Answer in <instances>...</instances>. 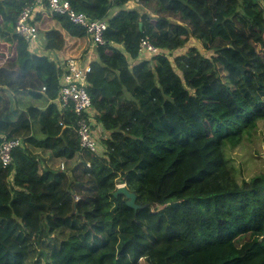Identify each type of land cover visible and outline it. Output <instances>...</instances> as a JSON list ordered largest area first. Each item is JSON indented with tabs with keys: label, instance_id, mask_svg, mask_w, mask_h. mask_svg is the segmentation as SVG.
I'll return each instance as SVG.
<instances>
[{
	"label": "trees",
	"instance_id": "trees-1",
	"mask_svg": "<svg viewBox=\"0 0 264 264\" xmlns=\"http://www.w3.org/2000/svg\"><path fill=\"white\" fill-rule=\"evenodd\" d=\"M68 1L108 24L87 88L104 152L81 150L54 103L4 118L18 93L58 89L46 59L67 46L46 31L36 57L14 31L29 0H0L15 45L0 64V137L22 139L0 165V264H264V173L238 182L226 155L264 126V0ZM144 37L169 54H141ZM119 184L146 206L114 197Z\"/></svg>",
	"mask_w": 264,
	"mask_h": 264
},
{
	"label": "built area",
	"instance_id": "built-area-1",
	"mask_svg": "<svg viewBox=\"0 0 264 264\" xmlns=\"http://www.w3.org/2000/svg\"><path fill=\"white\" fill-rule=\"evenodd\" d=\"M44 7L52 14L64 17L85 34L88 45L83 53L74 57L63 59L58 53L51 54L48 61L58 70V89L50 95L47 86H43L41 93L47 95L48 104L54 103L62 112H72L80 149L99 156L104 152L102 140L107 137L101 133L102 126L95 120L96 111L87 88L88 74L96 60V48L105 43L103 33L108 26L107 21L90 19L84 12L74 9L68 0H29L16 16L14 31L29 44L34 54L43 52L46 44L44 34H40L36 25V15ZM139 52L143 55L169 54L166 48L152 45L147 37L140 39ZM59 126L62 130L66 127L62 120ZM21 145L19 137H0V165L3 168L12 165V151Z\"/></svg>",
	"mask_w": 264,
	"mask_h": 264
},
{
	"label": "rangeland",
	"instance_id": "rangeland-1",
	"mask_svg": "<svg viewBox=\"0 0 264 264\" xmlns=\"http://www.w3.org/2000/svg\"><path fill=\"white\" fill-rule=\"evenodd\" d=\"M105 0H101L100 4L102 6V12L105 8V5L108 4V1L104 2ZM127 7H134L135 3L132 1H129L125 4ZM41 17H39L40 21L38 20L36 22L37 28L39 31H49V30H58L60 33L63 34V39L65 41V44L67 46V49L63 52H60V55L63 57V59L67 57H74L81 53H83L87 47V42L84 39V36L79 35L76 36L74 34H69L64 32L60 25L55 22L52 18V13H49L48 11L43 12L40 14ZM262 28L264 30V25H262ZM41 31V32H42ZM78 35V34H77ZM263 38H264V32H263ZM75 44L74 47L71 49V45ZM199 47L200 45L197 41L191 39L187 43L188 47ZM14 43H11L6 38L0 37V64L14 53ZM264 50V47H263ZM184 49L179 50V53L184 52ZM38 103H41V101H37ZM31 104V99H29V102ZM45 103V102H44ZM7 113V111L5 112ZM226 155L228 159L231 161L233 166L235 167V176L238 182H241L242 180H248L252 176L258 174V173H264V126L259 122L258 128L256 129L253 136L250 138V140H246L242 144L238 145L237 147H234L232 149H228L226 151ZM124 185V184H119ZM118 185V186H119ZM16 208V207H15ZM16 210V209H15ZM4 215V213H0V216ZM244 239L239 238L237 243H241Z\"/></svg>",
	"mask_w": 264,
	"mask_h": 264
},
{
	"label": "crops",
	"instance_id": "crops-1",
	"mask_svg": "<svg viewBox=\"0 0 264 264\" xmlns=\"http://www.w3.org/2000/svg\"><path fill=\"white\" fill-rule=\"evenodd\" d=\"M45 11H48L49 13H51L48 9H44V10H42L40 13H38L37 15H36V22L39 20L40 21V19H39V17H41L40 16V14H42L43 12H45ZM42 31V30H41ZM39 31L40 32V34H44V36H45V33H46V31ZM73 34L74 35H76V36H79V35H81L82 34V36H84V39L86 40V44L88 45V40H87V37L85 36V34H83L81 31H79L78 29H76L75 28V30H74V32H73ZM78 34V35H77ZM44 41H45V39H44ZM45 43H46V41H45ZM74 45L75 44H72L70 47H71V49L74 47ZM39 53V54H38ZM59 55H60V52L58 53ZM36 57H41V55H43V52L42 51H38L37 53H35L34 54ZM46 61L48 62V63H50L49 61H48V59H46ZM29 99H31V104L30 103H28L29 102ZM11 102H10V106H9V109H8V111H7V113H5L3 116H4V118H6V119H10V120H12V119H14L15 117H16V113H17V109L16 108H20V109H24V108H26V107H28V106H36V107H39V108H45L47 105H48V99H47V95H42V97L40 98V99H37V100H35V99H32L31 97H29L26 93H24V92H20V93H18L15 97H14V99L13 100H10ZM37 101H41V103H38ZM45 102V103H44ZM41 128H40V126L37 124V123H34L33 125H32V132H33V134H34V136L35 137H37V138H40V137H42V134H41ZM101 131V133L102 134H104L103 133V131L102 130H100Z\"/></svg>",
	"mask_w": 264,
	"mask_h": 264
},
{
	"label": "water",
	"instance_id": "water-1",
	"mask_svg": "<svg viewBox=\"0 0 264 264\" xmlns=\"http://www.w3.org/2000/svg\"><path fill=\"white\" fill-rule=\"evenodd\" d=\"M118 195H123L126 198V206L134 211L137 209L144 208L146 205H139L136 203V195L127 190L125 185H119L116 188L113 196L116 197Z\"/></svg>",
	"mask_w": 264,
	"mask_h": 264
}]
</instances>
